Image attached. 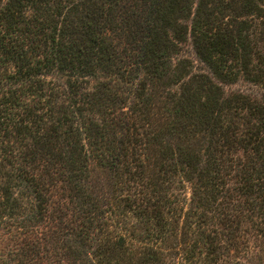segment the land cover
Returning <instances> with one entry per match:
<instances>
[{
    "label": "trees",
    "instance_id": "trees-1",
    "mask_svg": "<svg viewBox=\"0 0 264 264\" xmlns=\"http://www.w3.org/2000/svg\"><path fill=\"white\" fill-rule=\"evenodd\" d=\"M239 81L264 88V0H0V264H264Z\"/></svg>",
    "mask_w": 264,
    "mask_h": 264
},
{
    "label": "rangeland",
    "instance_id": "rangeland-1",
    "mask_svg": "<svg viewBox=\"0 0 264 264\" xmlns=\"http://www.w3.org/2000/svg\"><path fill=\"white\" fill-rule=\"evenodd\" d=\"M177 59L189 60V63H191V69L194 73L207 72L205 65L201 63L196 57L190 42H187L186 44H183L181 46V51ZM224 88L227 92H231L232 90H241L242 92L247 93L248 95H252L264 101V88L262 87H256L253 86L252 84L239 81L237 84H234L232 86H226ZM99 177L100 176L96 173L94 175V179L92 182L93 189L96 191L97 190L102 191V187H103V180H100Z\"/></svg>",
    "mask_w": 264,
    "mask_h": 264
}]
</instances>
